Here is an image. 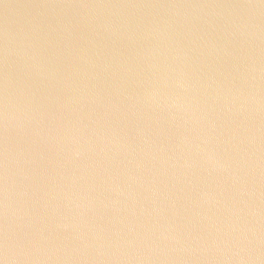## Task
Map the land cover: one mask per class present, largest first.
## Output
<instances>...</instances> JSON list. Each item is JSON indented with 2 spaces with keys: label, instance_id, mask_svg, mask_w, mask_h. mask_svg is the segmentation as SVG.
Masks as SVG:
<instances>
[{
  "label": "water",
  "instance_id": "1",
  "mask_svg": "<svg viewBox=\"0 0 264 264\" xmlns=\"http://www.w3.org/2000/svg\"><path fill=\"white\" fill-rule=\"evenodd\" d=\"M264 264V0H0V257Z\"/></svg>",
  "mask_w": 264,
  "mask_h": 264
},
{
  "label": "clouds",
  "instance_id": "2",
  "mask_svg": "<svg viewBox=\"0 0 264 264\" xmlns=\"http://www.w3.org/2000/svg\"><path fill=\"white\" fill-rule=\"evenodd\" d=\"M0 264H8L7 250L5 249L4 255L0 257Z\"/></svg>",
  "mask_w": 264,
  "mask_h": 264
}]
</instances>
